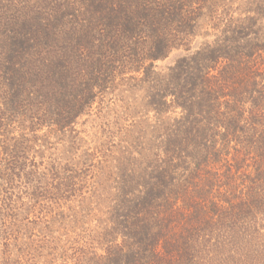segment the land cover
<instances>
[{
    "label": "trees",
    "instance_id": "obj_1",
    "mask_svg": "<svg viewBox=\"0 0 264 264\" xmlns=\"http://www.w3.org/2000/svg\"><path fill=\"white\" fill-rule=\"evenodd\" d=\"M0 264H264V0H0Z\"/></svg>",
    "mask_w": 264,
    "mask_h": 264
},
{
    "label": "rangeland",
    "instance_id": "obj_2",
    "mask_svg": "<svg viewBox=\"0 0 264 264\" xmlns=\"http://www.w3.org/2000/svg\"><path fill=\"white\" fill-rule=\"evenodd\" d=\"M181 54L179 52H173L167 59L163 61L157 62L155 65L159 69H164L170 65L176 60L177 57H179ZM112 107V106H111ZM97 111V110H95ZM94 116H90L89 118H83V120L80 121V125L77 127V131H80V138L83 140V144L81 145L82 149H92L97 146L101 145L103 143V139L101 140L100 137V125L105 122V120H109V116H112L111 112H103L102 114H98L95 112ZM51 153H55L56 158H59L61 162L69 161L71 163H75L79 161V158L74 157V150H69L67 148V145H57L56 151L51 150ZM79 155V153H76ZM66 160V161H65ZM101 181V178H99Z\"/></svg>",
    "mask_w": 264,
    "mask_h": 264
}]
</instances>
